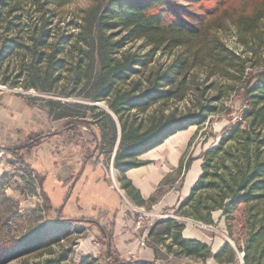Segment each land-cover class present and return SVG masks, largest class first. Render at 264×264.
<instances>
[{
  "label": "trees",
  "instance_id": "obj_1",
  "mask_svg": "<svg viewBox=\"0 0 264 264\" xmlns=\"http://www.w3.org/2000/svg\"><path fill=\"white\" fill-rule=\"evenodd\" d=\"M182 1L195 6L200 15L188 12L181 5ZM231 1L104 0L101 3L94 0L89 8L67 19L61 9L71 0H0V73L6 70L4 65L19 57L15 78H22L24 89L54 93L52 86L64 75L71 77L75 86L87 88L83 96L85 100L104 102L106 110H99L94 105L76 106L88 113H98L109 122L113 132L111 146L115 143L116 128L119 127V144L112 160L117 180L134 205H151L160 190L145 202L126 179L125 173L148 164L139 158L169 137L193 126L200 127L208 117L217 114V103L222 95L207 97L212 84L205 85L207 78L197 83L198 69L205 67L212 74L218 72L222 76H229L233 71L237 80L245 72L244 60L228 51L210 34L209 25L202 24L200 20V16L212 18L223 13ZM263 18L264 4L249 14L239 15L236 20L239 28L250 32ZM134 41H142V46H127ZM157 55L164 57L165 61L156 64ZM202 84L203 87H198ZM185 100H189L191 108L186 107L184 112L172 110L167 115L149 114L156 105ZM245 100L243 124L231 127L216 147L201 155L202 173L189 195L179 203L174 212L176 216L212 226V213L221 211L229 228L230 218L240 205L263 198L264 161H260L258 153L259 146H264V140L258 138L264 131V66L245 92ZM55 104L51 99L47 100L48 117L52 115ZM54 118L66 120L62 130L85 127L91 135L88 153H92L91 158L101 154L104 137L98 127L100 119L88 120L85 114L70 115L64 111ZM243 126L244 129L240 130ZM250 132L254 133L253 139H249ZM244 135L253 144L254 155L243 153L242 161L234 165L236 175L220 176L210 172L215 166L214 158L224 153L225 143ZM49 137L51 133L43 132L28 137L20 146L0 147V152L5 151L26 165L41 191L42 178L29 169L21 153L27 154ZM188 166L189 161L182 159L177 172L186 170ZM45 199L49 202L47 196ZM56 213L58 221L96 230L95 237L102 247L101 257L86 256L79 264H123L113 249L111 234L104 227L89 218L64 217L60 210ZM183 229V223L168 218L154 223L147 237L157 239L167 253L174 252V258L182 256L203 261L213 258L218 264L234 262L235 253L227 244L212 255L206 244L182 238ZM151 248L159 260V251L154 246ZM241 250L244 252L243 264H259L247 249ZM60 262L46 260L39 264Z\"/></svg>",
  "mask_w": 264,
  "mask_h": 264
},
{
  "label": "rangeland",
  "instance_id": "obj_2",
  "mask_svg": "<svg viewBox=\"0 0 264 264\" xmlns=\"http://www.w3.org/2000/svg\"><path fill=\"white\" fill-rule=\"evenodd\" d=\"M99 1L102 3L104 0ZM93 2L94 0H71L61 11L67 19H71L72 16L89 8ZM263 4L264 0H232L225 7L226 9L224 8V12L218 13L215 17L206 18L200 16L202 24L209 25L210 34L217 38L228 51L244 60L245 72L241 79L237 80L235 79L237 74H234L233 71L229 76H222L218 72H213L212 74L205 67L198 69L196 72L197 83L200 84L207 78L205 85L212 84V87L207 92V97L211 98L221 94L222 98L217 103L218 112L214 117H208L206 122L200 127L193 126L196 132L192 141H190L192 149L186 158H182L184 162L187 160L189 162L192 161L191 157L194 153V147L202 151L199 154L200 158L203 153L216 147L223 133L234 121L236 115L246 106L245 92L253 85L254 76L264 66V18L250 32H245L239 28L236 18L241 14H249L253 9ZM181 5L185 6L188 12L200 15L197 8L186 1H182ZM190 20L196 21L194 18H190ZM127 46L139 48L142 46V41H134ZM164 61V57L160 55L156 56V64H161ZM19 64L20 58L17 57L7 65H4L6 70L0 73V92L14 93L24 97L46 116L48 130H58L63 127L66 120H55L54 118L56 114L62 111L70 115L81 116L85 114L88 120L95 117L100 119L98 127L104 137V145L101 154L98 156L99 163L106 170L107 183L115 188L110 177V167H112L114 183L119 188V191L129 200L125 191L120 187V182L117 180V175L112 164L120 139L119 127L117 126L116 128L115 143L111 146L110 142L113 132L109 122L98 113H88L83 108L76 106V104H96L95 107L99 110H106L105 103H92L85 100L83 96L86 95L87 88L75 86L73 84L74 80L64 75L61 76V80L52 86L54 93H41L35 89H24L25 82L22 78H15L19 70ZM1 81H5V83ZM14 83L16 85L13 86L12 84ZM198 87H203V84ZM48 99L56 103L54 111L49 117ZM186 107L191 108L189 100L178 103L171 101L152 107L149 114L162 113L163 115H167L172 110L180 113L184 112ZM210 119L211 121H209ZM78 129L89 139L90 132L85 127H78ZM239 129L243 130L244 126ZM250 133L249 139H253L255 137L254 133ZM247 137L244 135L241 138L227 141L224 145V153L214 158L213 164L215 166L210 169V172L220 176H230V174L235 176L237 171L234 165L242 161L243 153L249 156L254 155V146ZM258 139L264 140V131L260 133ZM247 147L249 150L245 151L244 149ZM27 154L21 153L24 160ZM258 155L260 161H264V146H259ZM181 174L173 173L166 177L164 180L166 189H178L181 183ZM166 189L160 190L156 194V198ZM44 195L46 197V194H43L39 189L37 182L26 165L20 162L17 157L1 151L0 264H39L46 260L61 261L60 264H79L86 256L101 257V242L95 237V228L58 221L56 211L51 208L50 203L46 201ZM81 205L83 204H77L76 209H74L80 216L88 213L89 210V208H83ZM131 205L135 207L133 204ZM176 209H172L169 213H155L158 217L153 218L154 223L168 219L169 217L183 224L191 223L196 230L206 234L211 241H214V239L224 241L229 249L235 253V261L238 264H243L244 252L241 249L244 248L247 249L251 256L258 259L259 264H264V196L259 200L240 205L230 218L229 228L225 224V218L222 216L221 211L212 213L213 225L207 227L192 219L176 216L174 214ZM68 211L69 209L66 208L63 210V214H71ZM143 211L145 213H154L151 210ZM137 217L138 215L136 214V219ZM143 234L144 229L139 230L140 239ZM165 242L168 243V241ZM145 243L150 247H156L160 253L159 260L162 264H181L184 258L197 264L206 262V260L182 256L174 258V252L167 253L163 246L158 243L157 239L147 237ZM172 251H175V249H172ZM138 255L139 253L128 254L122 262L126 259L135 262Z\"/></svg>",
  "mask_w": 264,
  "mask_h": 264
},
{
  "label": "crops",
  "instance_id": "obj_3",
  "mask_svg": "<svg viewBox=\"0 0 264 264\" xmlns=\"http://www.w3.org/2000/svg\"><path fill=\"white\" fill-rule=\"evenodd\" d=\"M43 132L51 137L42 140L29 154L25 162L29 169L42 178V191L49 199L51 208L60 210L62 216L85 217L104 227L110 234L113 249L121 260L128 254L135 253L139 246V230L136 228V212L130 209L128 200L121 191L111 187L106 181V170L99 163L98 157L91 158L87 147L91 140L79 130H48L46 116L17 94L0 92V147H17L25 140ZM195 130L193 127L178 132L166 139L161 145L142 155L139 159L148 164L129 170L125 177L137 189L141 198L147 202L158 190L166 189L164 180L177 172L180 161L191 152ZM192 161L182 173L180 187L168 188L151 205L136 206L138 210H151L156 214L169 213L176 209L188 195L192 186L202 173L201 150L193 149ZM111 179V178H110ZM113 182V180L111 179ZM165 187V188H164ZM126 201L124 200V198ZM77 204L89 208L88 213L80 216L74 210ZM69 209V215L63 210ZM148 230L144 231L147 239ZM181 236L187 240H196L206 244L210 253L216 254L225 245L224 241L211 239L194 225L184 224ZM145 239V241H146ZM213 242V243H212ZM181 264L192 263L187 258ZM154 262L153 249L146 245L141 249L135 264ZM199 264H218L213 258ZM230 264V263H223ZM232 264H238L235 260ZM240 264V263H239Z\"/></svg>",
  "mask_w": 264,
  "mask_h": 264
},
{
  "label": "built area",
  "instance_id": "obj_4",
  "mask_svg": "<svg viewBox=\"0 0 264 264\" xmlns=\"http://www.w3.org/2000/svg\"><path fill=\"white\" fill-rule=\"evenodd\" d=\"M245 110H246V106L243 107L239 111V113L234 118V121L231 123V125L228 126V129L223 133L222 137H226L228 135V130L231 127H233V126H235V125H237L239 123L243 124L242 117H243V113H244ZM110 177L113 180L114 187L119 191V188L114 183V179H113V169H112V167H110ZM124 200L126 201L125 198H124ZM126 203L129 205L130 209H132L133 211H135L136 214L138 215V217L136 219V228L137 229H144V231L149 230L153 226V224H154L153 218L158 217V216L155 215V213H145L143 210L140 211L137 208L133 207L127 201H126ZM203 226H206V225H203ZM207 227H209V226H207ZM145 239H146V235H143L141 237V239L139 240V246H138V249L136 250L135 253H139L141 249L145 248V246H146ZM131 256H133V255H131ZM241 259H242V257H241ZM123 264H135V263L133 261L129 260V259H126L125 261H123Z\"/></svg>",
  "mask_w": 264,
  "mask_h": 264
},
{
  "label": "water",
  "instance_id": "obj_5",
  "mask_svg": "<svg viewBox=\"0 0 264 264\" xmlns=\"http://www.w3.org/2000/svg\"><path fill=\"white\" fill-rule=\"evenodd\" d=\"M94 106H96V104H94ZM170 219H173V218H171V217H169Z\"/></svg>",
  "mask_w": 264,
  "mask_h": 264
}]
</instances>
